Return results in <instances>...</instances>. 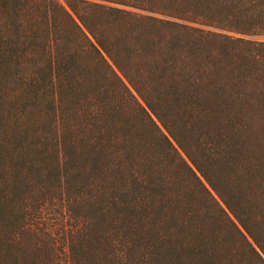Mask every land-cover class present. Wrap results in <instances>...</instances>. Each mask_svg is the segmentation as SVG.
<instances>
[{"label": "trees", "instance_id": "obj_1", "mask_svg": "<svg viewBox=\"0 0 264 264\" xmlns=\"http://www.w3.org/2000/svg\"><path fill=\"white\" fill-rule=\"evenodd\" d=\"M0 264H264V0H0Z\"/></svg>", "mask_w": 264, "mask_h": 264}, {"label": "rangeland", "instance_id": "obj_2", "mask_svg": "<svg viewBox=\"0 0 264 264\" xmlns=\"http://www.w3.org/2000/svg\"><path fill=\"white\" fill-rule=\"evenodd\" d=\"M60 1L64 2V0H60Z\"/></svg>", "mask_w": 264, "mask_h": 264}]
</instances>
